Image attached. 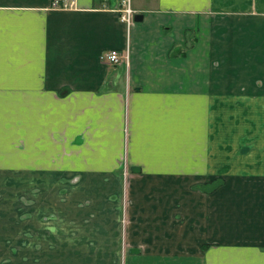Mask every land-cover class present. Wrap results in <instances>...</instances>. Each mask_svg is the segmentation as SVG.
Masks as SVG:
<instances>
[{"label":"crops","instance_id":"1","mask_svg":"<svg viewBox=\"0 0 264 264\" xmlns=\"http://www.w3.org/2000/svg\"><path fill=\"white\" fill-rule=\"evenodd\" d=\"M123 1L0 0L6 191L40 195L46 174L78 176L77 191L100 180L115 222L31 236L44 221L0 212V260L264 264V0H130L144 19L129 31ZM110 50L127 61H103ZM194 179L225 185L206 194Z\"/></svg>","mask_w":264,"mask_h":264},{"label":"rangeland","instance_id":"2","mask_svg":"<svg viewBox=\"0 0 264 264\" xmlns=\"http://www.w3.org/2000/svg\"><path fill=\"white\" fill-rule=\"evenodd\" d=\"M190 133L194 138L197 136V130L195 129L191 130ZM175 134L178 136L177 133ZM185 136H188V134H185ZM182 149V145L175 148L170 146L169 151L174 150V155L180 157ZM192 158H195L193 154ZM126 169L127 165H122L121 170L125 172ZM5 175V173L0 172V212L3 213L2 218H14L15 220L39 219L44 221L45 227L28 229V234L31 236L36 235V231L38 230L45 237L53 236L54 234L95 237L105 236V233H114L115 222L112 218H109L108 223L110 225L105 226V223H107V221L105 222V195L97 190L103 181L91 180L89 181L91 186L88 192L85 190L77 191L80 183L78 176L74 179H65L59 178L54 174H46V179L41 181L42 192L39 195L36 190L29 193L23 192L22 188L24 186H22L21 182H18L15 186L13 185V187L18 188L17 191L7 192L6 189L11 188L13 182ZM214 180H223L225 183L224 179ZM214 180L204 183L200 179H194L190 185L192 189L202 191L200 189L201 186ZM36 184L35 189L38 187V183ZM70 196L71 198H68ZM124 200L125 195L123 203ZM64 204L66 205L65 208ZM59 205H62L61 210H59ZM53 262L47 259L0 260V264H53Z\"/></svg>","mask_w":264,"mask_h":264},{"label":"built area","instance_id":"3","mask_svg":"<svg viewBox=\"0 0 264 264\" xmlns=\"http://www.w3.org/2000/svg\"><path fill=\"white\" fill-rule=\"evenodd\" d=\"M51 8L55 10H72L76 8V0H51ZM120 19L126 25L128 31L135 23L136 12L132 8L130 0H124L119 9ZM103 61L112 64L120 65L127 61L128 54H123L118 50L105 51L102 55Z\"/></svg>","mask_w":264,"mask_h":264},{"label":"trees","instance_id":"4","mask_svg":"<svg viewBox=\"0 0 264 264\" xmlns=\"http://www.w3.org/2000/svg\"><path fill=\"white\" fill-rule=\"evenodd\" d=\"M224 185H225V183L223 180H214L210 183H207V184L201 186L200 189L207 194H211V193H214L217 189L221 188Z\"/></svg>","mask_w":264,"mask_h":264},{"label":"water","instance_id":"5","mask_svg":"<svg viewBox=\"0 0 264 264\" xmlns=\"http://www.w3.org/2000/svg\"><path fill=\"white\" fill-rule=\"evenodd\" d=\"M134 19H135L136 23H141L143 21V19H144V16L140 15V14H137V15H135ZM135 169H137V168H133V171H135ZM132 252L138 253L139 251L135 250V251H132Z\"/></svg>","mask_w":264,"mask_h":264}]
</instances>
